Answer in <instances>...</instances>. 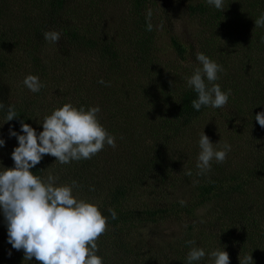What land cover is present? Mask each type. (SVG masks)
<instances>
[{
    "label": "trees",
    "instance_id": "obj_1",
    "mask_svg": "<svg viewBox=\"0 0 264 264\" xmlns=\"http://www.w3.org/2000/svg\"><path fill=\"white\" fill-rule=\"evenodd\" d=\"M73 1L75 0H26L32 5L40 4L41 10L38 13L41 15L40 11L43 10L42 17L35 15L31 22L24 19L19 21L20 13L10 12L6 25L0 26V102L5 104L4 108H0V138L6 142L0 147V152H5L6 156L5 163L2 162L0 167H14L11 154L19 145L17 138L9 135V130L23 134L20 121H24L39 133L43 131V118L56 109L43 96L44 87L40 92L32 93L29 98H26L23 91L15 98L8 97L9 86L5 83V77L12 74L11 65L14 64L8 62L12 52L20 57H29L28 63L36 70H40V64L42 65L37 46L27 44V36L23 43L15 27L29 30L32 23L37 24L39 19H43V22L45 20L51 23L50 29L60 32L61 39L58 43L65 49L74 53H94L108 71L123 74L125 70H129L123 65V59L127 57L131 58L136 69L147 74L153 75L160 71L158 59L153 54L154 30H146L147 6L151 0H126L130 16L127 24L129 29L125 32V40L129 44L128 55L117 47L113 39L96 30L100 25L90 26L93 24L90 14L74 18L70 8ZM230 2L231 0H224L223 10H217L209 6L206 0H198L196 4H188L187 11L204 18L206 23L219 24L226 18L234 22L235 17L244 23L239 35H226V41L231 39L232 45L241 50L240 65L243 68L240 71H231L235 65L227 66L225 59L215 57L213 45L217 43L216 37L220 38L216 35V30L209 44L207 41L201 44L202 52L223 66L224 71L218 74L217 83L221 85L222 91L231 89L226 106L233 116L235 113L243 115L252 112L258 105L264 104V27L255 28V19L264 13V0H249L243 7L241 4L235 10L229 8ZM97 5L95 3L94 7ZM63 17H70L71 20ZM151 23L154 26L152 20ZM36 24L32 26L33 29ZM39 29L40 27L37 28ZM242 35L243 39H233ZM207 44V48L211 49L205 47ZM170 48L180 59H186V49L177 39L170 40ZM62 59L67 66L70 55ZM196 67L199 66H192L189 76ZM107 80L109 79H104L105 82ZM176 80L156 77L149 84L135 83L132 87L124 81L113 84L108 82L109 92L105 91L107 101H103L106 111H100L99 119L105 129L116 138L119 146L127 144V148L134 153L127 159L130 171L120 172L114 177H99L102 172L96 163L97 155L69 164H60L55 157L45 155L31 171L34 175L46 178L55 164L61 176L68 179L66 183H72L73 180L78 182L80 187L74 190L80 193L82 199L92 203L96 201L102 214L108 218L107 231L97 241V254L103 257V264H187V254L192 247L186 243L189 240L196 241L195 246L205 250L206 255L198 264H213L209 254L218 248L228 252L230 264H240V254H252L253 264H264V202L257 204V198L264 196V150L248 153L245 158L239 159L240 164H234L231 168L213 163L210 172L198 175L196 162L180 159L172 142L178 140L180 135H185L196 122L195 119L209 107L202 106L199 111L195 110L191 102L198 98V94L188 87L187 82L181 81L179 84ZM135 88L138 89L136 95H139L132 99H141L138 104L140 108L148 106L154 113L146 122L144 130L127 132L122 128L127 118L125 108L132 103L128 100L124 104L123 100L121 106L120 100L128 96L130 91L135 92ZM67 103L86 108L95 104L91 102V96L83 97L76 92ZM7 105H14L17 112L18 117L12 121H6ZM137 136L143 139L148 137L154 143L148 140L151 145L144 146ZM181 158L185 156L181 155ZM187 170H191L192 174L187 175ZM166 185L168 192L165 191ZM93 188L94 190H90ZM155 189L156 193L153 192ZM142 196H147L150 200L129 205ZM108 209L116 212L115 218H112ZM168 219L180 223L181 232L177 236L161 239L141 236L144 228ZM3 220L1 210L0 255L7 256L10 249L14 248L8 243L7 226L2 224Z\"/></svg>",
    "mask_w": 264,
    "mask_h": 264
},
{
    "label": "rangeland",
    "instance_id": "obj_2",
    "mask_svg": "<svg viewBox=\"0 0 264 264\" xmlns=\"http://www.w3.org/2000/svg\"><path fill=\"white\" fill-rule=\"evenodd\" d=\"M82 1L83 2L75 0L71 3V14L74 13V18L83 15L87 17L90 14V16L93 17V24L90 26L100 25L96 27V30L113 39L117 43V47L128 55L127 48H129V44L128 41L125 40V32L129 29L127 24L129 23L130 16L126 0ZM248 1L249 0H231L229 8L235 10L241 4L243 7L244 3L246 4ZM197 2L198 0H151L148 3V12H151V20L154 23L153 30L155 33L153 54L157 57L158 64H160L158 67L160 71H156L153 75L136 69L133 65L134 63L130 61L131 58L129 59L128 57L123 59L125 60L123 65L127 66L129 70H125L123 74L113 73V71H108L102 66L99 58L95 56L94 53L91 55L87 52H70L58 42L51 43L46 41L43 37V32L52 30L50 29L52 25L49 21L45 22L44 20L43 22V19H39V23H32L29 30L19 29L18 26L15 27L23 43H25V37L27 36V38L29 37L27 44L37 46L42 65L40 64V70H36L28 63L30 61L28 59L29 57H20L12 52L9 58L7 57L8 62L14 64L13 66L11 65L12 74L9 77H5V83L9 86V90H7L8 97L15 98L17 95H21V91H23L26 98H29L33 92L24 86L23 80L27 75L32 74L37 75L43 83V96L50 100L49 104L51 106L56 108L62 107L67 103V100H71V98L75 96L76 92L83 97L91 96V102L95 103L94 106H99L101 111L105 112L103 101H107V98H105V91L107 90L109 92L110 87L108 82L113 84L115 82L121 83L124 81L130 87L135 83H141L142 85L149 84L156 77H161V79H177L176 81H179V84H181V81L186 82V78L190 77L189 74L191 73L192 66H200L196 60V52L203 51V49H201V44L204 43V41H207L209 44L212 37L215 35L214 30H216V35L220 36V38L216 37V40L218 39L220 41L217 40V43L213 45L212 51L215 57L225 59L227 66L235 65L234 70L231 71H240V69L243 68V66L240 65L242 62L241 50L237 46L232 45L231 42L233 41H231V39H229L230 41H226V39H228L226 35L227 33L231 34L232 37L239 35L244 23L237 17L233 18L235 20L234 22L226 18L219 24H213L211 22L206 23L204 18H200L197 14H190L187 11L188 4L193 5ZM95 3L98 5L94 7ZM39 5V3H37V5H32L30 2H26V0H0V26L6 25L8 17L11 14L10 12L15 14L20 13L19 18L21 19L19 21L24 19L26 22H31L35 15H40L38 13V11L41 10ZM89 5H92V7H88ZM43 12V10L40 11V17H42ZM67 14L70 16L68 12ZM66 19L71 20L70 17ZM8 23L11 24L9 21ZM34 24H36L34 26L36 31L32 28ZM71 25H73V21ZM38 27H40L39 30H37ZM243 38L244 35L234 37L233 39L239 40ZM171 39H177L178 42L184 46L187 52L185 60L180 59L170 48ZM208 44L205 46L206 48ZM66 55H70V61L67 66L64 65L62 59ZM104 77L109 80L105 82ZM101 80L105 83H100ZM137 90L138 89L135 88V92L130 91L128 96L120 100L121 106L123 100L124 104L127 103L128 100L132 103L128 104L125 108L127 118L122 128L127 132H141V130H144L147 124L146 122L154 113L148 106L145 109H142V106L140 108L138 104L141 102V99H132L139 95H136ZM260 112H264V104L258 105L252 112L244 113L243 115L235 113L233 116H231L232 113L231 110H228V106L219 109L209 107L195 119L196 122L193 123L191 129H189L185 135H180L178 140H173L172 144H174L173 146L176 148L180 159L197 162L198 153L200 151L198 141L200 134L204 132L209 136L212 143L221 141V143L226 142L231 145V151L227 154L226 160L223 163H218L221 164L223 168H231L234 164H240L238 163L239 159L245 158L246 155H249L248 153L258 149L261 151L264 150V128L255 120V115ZM250 113H252V115ZM250 122L251 124H249ZM137 137L144 146H146V144L149 146L151 145L148 140L154 143L153 140L148 137H145V139L141 138V136ZM130 153L131 151L127 148V144L119 146L116 143L115 148L106 145L104 149L97 154L96 163L99 164V168L102 172V174L98 176L111 175L114 177L120 174V172L122 173L124 171V173H126L130 171L129 160L127 159L134 154ZM181 155H183V157L185 156V158H181ZM5 158V152H0V166L2 162L5 163ZM114 163H116V165H113ZM213 163L216 162L213 161L212 164ZM108 171L109 173H107ZM50 173L58 177L59 184L71 185V182L66 183L68 179L61 176V172L56 169L55 164H53ZM73 191L74 195L78 198H82L78 191ZM165 191H169L168 186ZM153 192L156 193V189L153 190ZM147 200H150L149 197L142 196L141 198L133 200L129 205H138L139 202ZM262 202H264L263 195L257 198V204H261ZM95 203L96 201L93 204ZM183 219L187 220L186 217ZM2 224L6 225L5 220L2 221ZM180 232V223L168 219L154 226L144 228L140 234L143 238L161 239L173 238ZM10 252L11 255H9V253L7 256L0 255V264H38L35 258L31 261L24 260V252L22 250L17 251L15 249H10Z\"/></svg>",
    "mask_w": 264,
    "mask_h": 264
},
{
    "label": "clouds",
    "instance_id": "obj_3",
    "mask_svg": "<svg viewBox=\"0 0 264 264\" xmlns=\"http://www.w3.org/2000/svg\"><path fill=\"white\" fill-rule=\"evenodd\" d=\"M206 2L217 10L224 8V0ZM146 20V30L152 31L150 11ZM256 27H264V13L255 19ZM43 37L57 43L61 34L47 30ZM195 55L200 66L186 78L188 87L198 94L191 102L193 108L199 111L202 106L225 107L231 89L222 91L217 83L223 66L203 52L197 51ZM100 83L105 82L101 80ZM23 84L33 93L44 87L40 78L32 74L24 78ZM4 107L5 104L0 102V108ZM100 111L99 106L86 108L65 103L43 118V131L39 133L24 121H20L23 134L9 130V135L17 138L19 146L11 154L14 167H0V210L7 226L8 243L15 250L24 252V260L35 258L38 264H103V257L97 254V241L107 231L108 218L97 205L74 195L73 190L80 187L77 181L73 180L71 185L59 184L58 177L51 173L41 178L31 171L45 155L55 157L60 164H69L91 159L106 145L115 148L116 138L100 122ZM16 117L15 106L7 105L6 121ZM255 120L264 128V112L256 114ZM5 143L0 138V147ZM198 144V175L210 172L213 161L223 163L231 151L230 144L212 143L204 132L200 134ZM186 174L191 175V170ZM108 212L112 218L116 217L113 209ZM186 243L192 246L187 254V264H198L205 257V250L195 246L194 240ZM209 255L213 264H230L229 254L223 249L218 248ZM239 261L240 264H253L252 254H240Z\"/></svg>",
    "mask_w": 264,
    "mask_h": 264
}]
</instances>
